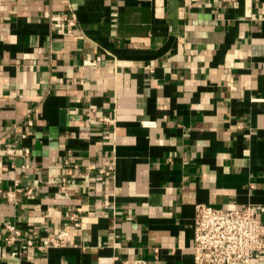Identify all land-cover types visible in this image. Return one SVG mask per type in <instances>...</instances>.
I'll use <instances>...</instances> for the list:
<instances>
[{"label": "crops", "instance_id": "crops-1", "mask_svg": "<svg viewBox=\"0 0 264 264\" xmlns=\"http://www.w3.org/2000/svg\"><path fill=\"white\" fill-rule=\"evenodd\" d=\"M198 203L264 205V0H0V264H194Z\"/></svg>", "mask_w": 264, "mask_h": 264}, {"label": "built area", "instance_id": "built-area-1", "mask_svg": "<svg viewBox=\"0 0 264 264\" xmlns=\"http://www.w3.org/2000/svg\"><path fill=\"white\" fill-rule=\"evenodd\" d=\"M66 26V32L72 34L75 28V17L69 12L62 15ZM91 66L96 61H87ZM29 117V116H28ZM105 121L113 123L114 119L104 118ZM28 124L32 121L27 118ZM25 135L22 134V137ZM8 155L15 154V142L5 147ZM27 152V149H26ZM108 167H101L99 173L109 175L114 165L113 161ZM64 181V180H63ZM29 192V191H28ZM8 199L13 201L14 195L8 193ZM264 205L248 204L242 208H222L203 203L195 205L194 231L192 240V256L194 264H250L264 252V236L262 234V215ZM74 225L79 221L76 215L71 217ZM7 228L13 233L5 237L7 243H12L21 232L12 225ZM67 232L62 229H54L47 232L45 245L36 244L32 238H26L22 249L36 246L39 250L45 247H61L68 243ZM77 246L76 244H73ZM18 254L13 250L12 256ZM115 257L99 258L98 264H113ZM120 264H126L122 262ZM133 264H147L144 260H135Z\"/></svg>", "mask_w": 264, "mask_h": 264}]
</instances>
